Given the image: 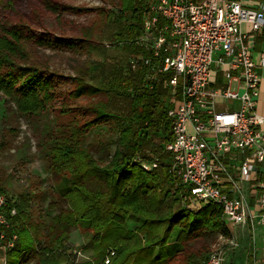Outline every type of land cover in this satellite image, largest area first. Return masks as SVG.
Here are the masks:
<instances>
[{
    "label": "built area",
    "instance_id": "obj_1",
    "mask_svg": "<svg viewBox=\"0 0 264 264\" xmlns=\"http://www.w3.org/2000/svg\"><path fill=\"white\" fill-rule=\"evenodd\" d=\"M263 30L264 0H146L142 31L129 42L142 52L129 59L128 70L141 71L147 87L158 83L167 93L171 135L162 144L172 193L178 191L190 210L220 207L227 228L246 224V184L259 192L264 213V115L256 109L259 75L252 57ZM260 62L264 66V52ZM134 161L146 172L159 166L157 157L147 161L140 153ZM6 209L10 217L17 213L0 194L2 264L18 240ZM226 246H238L230 231L218 234L202 264H224ZM262 246L264 264V239ZM114 254L107 250L96 264H110Z\"/></svg>",
    "mask_w": 264,
    "mask_h": 264
},
{
    "label": "trees",
    "instance_id": "obj_2",
    "mask_svg": "<svg viewBox=\"0 0 264 264\" xmlns=\"http://www.w3.org/2000/svg\"><path fill=\"white\" fill-rule=\"evenodd\" d=\"M118 2L120 9L109 16L113 20L117 17L123 19L124 23L118 33L113 34L114 39L121 41L134 55L139 54L141 48L129 42L142 31L146 0ZM8 4L10 6L9 0H0V8ZM47 7L55 13L60 10L72 13L85 11L56 4ZM40 44L72 49L75 43L62 38L57 42L42 40ZM20 58L26 60V52L18 32L0 25V92L21 113L41 112L54 98L55 81L36 66H27L25 62L19 65ZM97 67L94 66L95 69ZM111 74L115 82L122 85L121 91L113 90L109 83H101L78 86L74 95L113 92L127 99L126 114L119 115L109 108L107 102H99L93 108L95 116L82 127L71 128L70 137H58L49 152L47 169L61 178L57 192L68 206V211L59 214L58 220L68 227L86 231L89 238L83 249L92 251L96 263L102 261L107 250L113 249L115 254L110 264H162L181 252L184 242L191 238L216 235V239L220 233L228 234L220 207L206 204L197 211L190 210L182 206L178 191L172 193L169 155L162 144L171 135V122L166 115V90L158 83H153L152 88L147 87L141 71L127 74V71L120 70ZM109 120L126 121V125L119 131L118 145L113 154L104 163L91 155L80 142V137L92 125ZM137 153L147 161L157 157L158 168L144 171L134 161ZM162 180L169 182L170 189L161 195L156 186ZM0 194L6 193L0 189ZM6 197L8 202L14 203L7 194ZM6 214L14 220L18 212L10 217L6 209ZM129 221L136 222L138 226L129 228ZM15 232L18 240L7 253V264L12 263L11 256L15 253L20 254L18 264H23L22 260L28 254L35 264H78L75 255L61 240L57 248L38 249L32 237V242L23 243L30 238L24 227ZM190 264L198 262L193 260Z\"/></svg>",
    "mask_w": 264,
    "mask_h": 264
},
{
    "label": "rangeland",
    "instance_id": "obj_3",
    "mask_svg": "<svg viewBox=\"0 0 264 264\" xmlns=\"http://www.w3.org/2000/svg\"><path fill=\"white\" fill-rule=\"evenodd\" d=\"M9 3L10 6L0 8V25L19 34L26 52V60L18 59L19 65L25 62L27 66L40 68L55 81L56 87L53 100L43 111L27 114L19 112L0 92V189L14 201L18 212L10 222L16 231L26 229L30 238L23 243L34 240L38 249L57 248L61 240L75 255V262L96 264L92 251L83 249L89 238L86 231L58 220L68 206L57 192L61 178L52 174L47 164L56 139L70 137L71 128L90 121L97 103L107 102L117 114H126L127 99L113 92L74 95L81 85L109 83L113 90L123 89L111 72H126L128 60L134 54L113 36L124 20L118 17L113 20L109 14L117 12L120 4L118 0H9ZM49 4L85 11L55 13L48 9ZM62 38L71 39L74 48L40 44L42 40L57 42ZM124 125L126 121H101L92 125L80 142L97 161L106 163L118 145L119 131ZM169 186V182L162 180L156 188L162 195ZM137 226L134 221L128 222L131 229ZM215 237L200 235L189 239L181 252L162 264H190L193 260L201 264ZM29 256L22 260L23 264H35ZM19 260V253L11 256V264H18Z\"/></svg>",
    "mask_w": 264,
    "mask_h": 264
},
{
    "label": "crops",
    "instance_id": "obj_4",
    "mask_svg": "<svg viewBox=\"0 0 264 264\" xmlns=\"http://www.w3.org/2000/svg\"><path fill=\"white\" fill-rule=\"evenodd\" d=\"M251 1L257 2L258 0ZM242 29L244 31H248L249 25L242 24ZM263 52L264 30L257 34L252 45V57L256 62V70L259 75V89L256 109L257 113L260 115H264V66H262L260 62V54ZM126 71L127 74H129L130 71L128 68ZM220 104L222 105L224 103L220 102ZM260 130L261 133L264 134V124L260 127ZM244 195L248 203L247 214L249 217L247 218L244 226L227 228L229 229L228 232L230 231L231 234L237 237L238 246H226L224 264H252V258L254 256L256 257V264H261V260L263 258L262 244L264 239V213L261 212L258 207L259 192L256 189H253L249 184H246L244 185ZM261 220L263 222H261ZM1 254L2 251L0 250V256Z\"/></svg>",
    "mask_w": 264,
    "mask_h": 264
}]
</instances>
